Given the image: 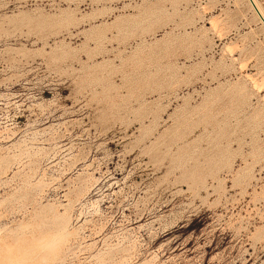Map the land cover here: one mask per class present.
Segmentation results:
<instances>
[{"label": "rangeland", "instance_id": "rangeland-1", "mask_svg": "<svg viewBox=\"0 0 264 264\" xmlns=\"http://www.w3.org/2000/svg\"><path fill=\"white\" fill-rule=\"evenodd\" d=\"M256 15L0 0V264H264Z\"/></svg>", "mask_w": 264, "mask_h": 264}, {"label": "bare ground", "instance_id": "bare-ground-1", "mask_svg": "<svg viewBox=\"0 0 264 264\" xmlns=\"http://www.w3.org/2000/svg\"><path fill=\"white\" fill-rule=\"evenodd\" d=\"M249 1V0H248ZM252 2H253V4L255 5V7H256V9L258 10V12H259V14L261 15V17H262V19L264 20V14H263V12H262V10L259 8V6L257 5V3H256V1L255 0H252ZM249 3H250V1H249ZM250 5H251V7H252V4L250 3ZM253 8V7H252ZM254 10V9H253ZM255 11V10H254ZM255 13H256V11H255ZM257 14V13H256ZM260 20H261V18L259 17V15L257 14L256 15ZM261 22H262V20H261ZM262 24L264 25V23L262 22ZM62 235V234H61ZM56 240V239H55ZM55 240H49L48 241V243H38L37 244V247L38 248H43V249H50V250H55V249H57L56 247H57V242H58V239H57V241L55 242ZM2 242V241H1ZM7 247V246H6ZM16 262H12V260L10 259V260H8V264H15Z\"/></svg>", "mask_w": 264, "mask_h": 264}, {"label": "water", "instance_id": "water-1", "mask_svg": "<svg viewBox=\"0 0 264 264\" xmlns=\"http://www.w3.org/2000/svg\"><path fill=\"white\" fill-rule=\"evenodd\" d=\"M250 3L252 4L253 9L256 11V13L259 15V17L261 18L262 22L264 23V20L262 19L261 15L259 14L258 10L256 9L255 5L253 4L252 0H249Z\"/></svg>", "mask_w": 264, "mask_h": 264}]
</instances>
